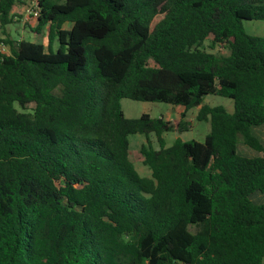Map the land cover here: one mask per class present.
<instances>
[{"label":"trees","instance_id":"trees-1","mask_svg":"<svg viewBox=\"0 0 264 264\" xmlns=\"http://www.w3.org/2000/svg\"><path fill=\"white\" fill-rule=\"evenodd\" d=\"M16 4L0 0L1 35ZM31 8L46 44L0 40V264H262L264 37L242 22L264 21V0ZM122 99L197 108L209 132L166 146L171 124L126 118ZM134 134L147 177L128 157Z\"/></svg>","mask_w":264,"mask_h":264},{"label":"rangeland","instance_id":"rangeland-1","mask_svg":"<svg viewBox=\"0 0 264 264\" xmlns=\"http://www.w3.org/2000/svg\"><path fill=\"white\" fill-rule=\"evenodd\" d=\"M36 0H23V4H16L14 11L16 17H14V21L12 24H9L5 27L4 33L11 36V38L18 39L22 38L24 40L30 42H43L46 44V39L42 35L34 36L33 33L30 32L28 24L33 22L29 17H27L26 13L29 12L32 5H34ZM24 10L21 12V10ZM24 16L27 17L24 19ZM159 17L155 19L157 21ZM243 28L245 32L252 36L264 37V21H243ZM32 26V25H31ZM1 32V31H0ZM3 35L0 34V40H2ZM208 42H204V47H206ZM56 42L52 43L53 51L56 49ZM206 49L212 53H216L218 55H226L227 52L221 47H216L213 50ZM120 105L122 111L126 118H137L141 114H148L150 117H162L166 121H168L173 130L167 132L163 135V139L165 141L166 146L172 145V143L178 139L182 142L194 140L197 142H202L205 135L209 132V124L204 121H196L195 116L197 113V108H192L186 112L185 117H180V112H182L183 108L179 106H173L165 103H151V102H137L129 99L120 100ZM202 105H207L210 107L221 106L225 108L228 112L232 111L233 103L230 99L223 98L217 95H206L203 97ZM179 122H184L183 131H177V125ZM261 134L264 135V130L261 131ZM148 139L150 140V144L155 149L158 148V144L154 135H149ZM129 140V151L128 157L130 162L133 164L136 172L141 177L149 176V169L142 164V156L140 154L141 145L145 144V137L139 134L130 135L128 137ZM239 151L244 154H252V151L248 148L239 147ZM254 154V153H253ZM255 201L258 204L264 205V194L256 195ZM264 264V260L263 263Z\"/></svg>","mask_w":264,"mask_h":264},{"label":"built area","instance_id":"built-area-1","mask_svg":"<svg viewBox=\"0 0 264 264\" xmlns=\"http://www.w3.org/2000/svg\"><path fill=\"white\" fill-rule=\"evenodd\" d=\"M28 16H29V18L31 19V20H34L35 18H36V16H37V12L36 11H34L32 8L29 10V12H28ZM5 46L4 45H0V51L1 52H3V51H5Z\"/></svg>","mask_w":264,"mask_h":264},{"label":"crops","instance_id":"crops-1","mask_svg":"<svg viewBox=\"0 0 264 264\" xmlns=\"http://www.w3.org/2000/svg\"><path fill=\"white\" fill-rule=\"evenodd\" d=\"M15 10H16V8L14 9V11H15ZM23 11H24V10L22 9L21 12H23ZM26 15H27V17H29V16H28V13H26ZM27 17L24 16V19L27 18ZM32 24H33V22H30V26H31ZM32 26H33V25H32ZM5 34H6V33H5ZM5 34H4L2 37H5ZM9 36H10V35H9ZM34 36L36 37V35H34ZM43 37H44V36H43ZM10 38H11V36H10ZM44 38H45V37H44ZM20 39H22V38H18V39H16V40H20ZM45 39H46V38H45ZM34 42H35V41H34ZM36 42H37V41H36ZM41 43H43V42L41 41ZM44 44H45V43H44ZM230 112H232V111H230ZM230 112H229V113H230ZM262 136H263V139H264V135H262Z\"/></svg>","mask_w":264,"mask_h":264}]
</instances>
